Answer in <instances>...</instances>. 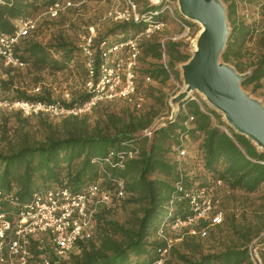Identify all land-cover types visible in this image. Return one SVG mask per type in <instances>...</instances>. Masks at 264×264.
Instances as JSON below:
<instances>
[{"label":"trees","instance_id":"1","mask_svg":"<svg viewBox=\"0 0 264 264\" xmlns=\"http://www.w3.org/2000/svg\"><path fill=\"white\" fill-rule=\"evenodd\" d=\"M59 1L63 0H0V33H13L18 18L32 17L40 8L48 9ZM134 1L141 11L159 8ZM222 1L226 5L230 30L221 60L244 73L242 50L252 38L254 29L237 15L238 4L256 5L264 10V0ZM182 19L185 21L181 15L177 18L178 21ZM156 20L166 24L162 15ZM110 21L112 26L105 34L98 38L95 35L92 39L89 46L91 56L81 45L78 48L61 37L54 44L38 42L32 32L15 45L16 57L37 73L44 70L58 72L80 62L78 66H82L85 75L84 90L70 102L59 104L47 92L36 96L21 94L16 98L66 109L81 107L92 98L86 86L90 77L87 63L91 60L95 70L93 79L97 80L102 52L111 45L142 33L138 37L142 56L153 61L140 69V58L135 71L136 89L130 100L95 102L90 110L96 114L93 122H90V113L85 112L69 114L60 126L44 123L39 136L27 131L14 133V137L8 139L4 133L5 138L2 137L0 142V213L13 216L35 194L50 188L63 187L79 193L89 185L97 184L112 194V204L125 206L127 202L136 205L135 218L128 224L105 219L112 204L98 205L91 232L79 238L66 256L54 254L45 234L35 235L30 244L31 264L42 262L43 258L50 264H68L66 259L70 264H154L159 259H163L161 264H253L249 248L251 241L264 228V216L260 217L261 226L253 236L249 230L238 233L243 243H230L217 252L203 253L200 242L203 238L196 240L197 236H189L187 232L195 228L199 233L205 228V239L211 229L224 223L226 213L217 205L213 195L217 181L228 192L252 194L260 189L264 192V149L237 133L200 99L198 102L188 98L182 100L174 118L155 128L150 139L136 135L151 125L149 115L126 109L119 113L98 110L101 103L120 100L138 111L146 100L140 85L165 82L172 76L178 79L176 63L190 58L179 50L177 42L164 44L153 38L161 30L144 34L143 22ZM259 40L260 54L250 64L251 69L246 72L248 75L241 86L244 89L250 87L254 93L261 90L259 95L264 103V33ZM139 98L142 103L138 107ZM193 138H198V143ZM132 146L138 149V153L126 158ZM178 147L186 151L182 158L177 157L175 149ZM191 164L198 166L203 182L193 181L189 174L194 169ZM119 181L123 184L124 195L117 198L114 192ZM194 189L212 193L214 206L209 217L170 233L171 224L189 213L187 194ZM217 210L223 211V221L211 226L210 216ZM160 230L162 237L158 236ZM179 237L182 239L176 242Z\"/></svg>","mask_w":264,"mask_h":264},{"label":"rangeland","instance_id":"2","mask_svg":"<svg viewBox=\"0 0 264 264\" xmlns=\"http://www.w3.org/2000/svg\"><path fill=\"white\" fill-rule=\"evenodd\" d=\"M71 2L73 5L69 9L62 10L56 17H50L47 14L46 8H40L31 17L36 23V28L31 34L32 37L43 44H54L61 37L79 48L80 45L86 42L85 37L87 38L90 34L89 28L92 27L95 30L97 38L103 36L105 31L112 26L109 12L120 9L125 4L124 0H71ZM138 2L140 5L146 3L150 6H160L163 3H169L170 9L166 10L163 13L164 15L162 14V17L166 20V25L160 32L155 33L153 38L164 44L169 41L177 42L179 50L191 57L197 47L201 29L197 21L186 18L180 13L178 1L161 0L159 4H154L151 0H139ZM180 15L185 18V21L183 19L182 21L177 20ZM237 15L245 23L251 24L254 29L252 38L246 42L242 50L243 58L241 60L246 69L244 73H246L251 69L250 64L260 54L259 38L264 33V10L256 5L239 3ZM183 25L187 26L188 30L184 29ZM164 59L163 62H166V57ZM151 61H153L151 58L141 55L140 69L146 68L147 63ZM187 61L176 63L175 68L179 72L178 79L172 76L165 82L156 81L150 85H140V90L144 92L146 100L138 111L133 110L129 104L120 100L101 103L98 110L119 113L121 109H126V111H133L135 114L149 115L152 119L151 124L158 120L166 122L170 115V108H177L176 103L173 102L174 98L186 86L182 74V66ZM79 64L80 62L72 64L58 72L44 70L37 73L32 69L29 70L26 64L23 67L16 68L0 61V142L2 137L5 138L4 133L7 134L8 139L13 138L14 133L27 131L33 135L35 134V136H39L44 123L58 124L60 126L63 118L69 114H73H56L49 110H37L27 113L21 110L20 105L17 104L26 101L16 98L21 94L36 96L47 92L50 94L51 99L59 104L70 102L72 98H76L84 90L85 75L82 66H78ZM262 83L264 84V79ZM244 90L263 102L259 95L261 90L255 93L251 92L250 87ZM194 92L198 99L204 100L206 105L215 110L221 117V120L229 125L224 114L216 109L201 92L197 90ZM87 112L90 113L91 111ZM84 113L81 111L76 114ZM89 115L91 118L90 122H93L96 114L93 111ZM215 120L214 122H216ZM193 141L198 143L199 139L193 138ZM190 166L194 167L189 173L193 181L196 183L203 182L198 166L193 164ZM221 187L223 186H215L213 195L217 201V205L221 206L226 213L224 223L220 227L211 229L208 233L209 237L201 240L200 238L202 237L199 236L198 230L195 228H190L187 232L189 236H197L195 239L200 240L201 251L203 253L217 252L230 243H243L238 233L249 230L251 236H253L257 228L261 226L260 219L264 216V192L262 189L252 194H245L241 191L228 192L225 188ZM127 199L128 196H126ZM110 207L109 211H107L108 213H105V219H114L121 223L126 222V224L135 218V210L138 208L136 205L134 206L132 203L127 202L125 206L112 204ZM105 208L108 209L107 207ZM173 231L171 229L170 233H173ZM181 239L179 237L176 242H179ZM254 242L256 243L255 246L259 249L258 253L261 263L264 264V228L251 241V244ZM181 251H183V248H181ZM66 261L70 264V260L66 259Z\"/></svg>","mask_w":264,"mask_h":264},{"label":"built area","instance_id":"3","mask_svg":"<svg viewBox=\"0 0 264 264\" xmlns=\"http://www.w3.org/2000/svg\"><path fill=\"white\" fill-rule=\"evenodd\" d=\"M125 4L120 9L109 12L112 21H134L145 24L144 34H151L162 30L165 23L157 21L166 10L170 9L169 3H163L155 10L141 11L134 0H124ZM158 1L154 4H159ZM71 0H63L54 3L47 9L50 17H56L62 10L71 7ZM188 30L187 26L183 25ZM36 28L35 20L31 17L18 18L15 23V30L11 34L0 33V59L6 65L20 68L24 66L15 54V45L18 41L29 35ZM90 34L82 44L84 52L91 56L92 39L95 38V30L89 28ZM142 34V33H141ZM132 35L125 40L111 45L102 52V62L99 64L97 74L98 79L94 81V72L91 60L88 61L89 80L86 83L88 92L92 98L85 102L81 107L66 109L58 105L45 106L41 103L20 102V109L25 112L45 110L56 114L87 112L98 100L125 99L130 100L136 89L135 71L138 67L142 52L139 47L138 37L141 35ZM103 44V43H102ZM149 81V79L147 78ZM177 85V83H176ZM179 86V85H177ZM188 99L198 102L194 91L187 94ZM182 102V101H181ZM176 103V109L170 108L168 120L174 118L178 112L180 103ZM142 103L138 99L137 106ZM165 122L160 120L151 124L149 127L139 132L141 137L150 139L155 128ZM137 134V135H139ZM177 157L185 156L184 148H176ZM138 149L134 146L126 153V158L135 157ZM112 154V153H111ZM217 185H221L217 181ZM123 184L118 182L114 196L123 197ZM189 202V213L182 218H177L170 226L174 230L181 227H191L197 221L209 217L213 208V195L204 189H194L187 194ZM112 194L98 186L97 184L89 185L85 191L75 193L68 188H50L43 193L35 194L27 203L22 204L21 209L13 216H7L0 213V264H31V239L38 234H45L49 245L54 254L58 257L66 256L70 253L76 241L82 236H88L92 230L93 215L98 205L112 204ZM223 211H214L210 216V225H219L223 221ZM194 232V231H193ZM162 230L158 236L162 237ZM199 236H207L205 228L199 231ZM256 242V241H255ZM254 242V243H255ZM250 245V259L253 264H262L259 256V249L256 243ZM166 252V251H164ZM42 262L37 264H50L49 260L43 258ZM163 259L157 260L154 264H161Z\"/></svg>","mask_w":264,"mask_h":264},{"label":"water","instance_id":"4","mask_svg":"<svg viewBox=\"0 0 264 264\" xmlns=\"http://www.w3.org/2000/svg\"><path fill=\"white\" fill-rule=\"evenodd\" d=\"M177 1L180 13L203 27L194 53L182 66L186 86L173 102H181L191 91L201 92L237 133L264 149V103L241 86L248 73H239L221 60L229 35L223 1Z\"/></svg>","mask_w":264,"mask_h":264},{"label":"bare ground","instance_id":"5","mask_svg":"<svg viewBox=\"0 0 264 264\" xmlns=\"http://www.w3.org/2000/svg\"><path fill=\"white\" fill-rule=\"evenodd\" d=\"M153 3H157L159 0H151ZM198 24H199V26H200V29L202 30V24L198 21Z\"/></svg>","mask_w":264,"mask_h":264}]
</instances>
